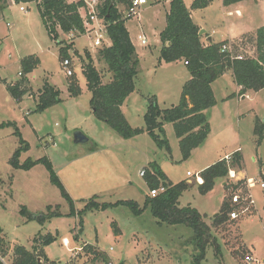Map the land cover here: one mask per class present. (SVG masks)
<instances>
[{
    "label": "rangeland",
    "instance_id": "rangeland-1",
    "mask_svg": "<svg viewBox=\"0 0 264 264\" xmlns=\"http://www.w3.org/2000/svg\"><path fill=\"white\" fill-rule=\"evenodd\" d=\"M191 1L184 0L188 8ZM146 2L140 8L144 11L127 21L135 41L138 31H142L145 21L153 13L148 9L150 0ZM20 6L25 7V12L19 11ZM117 6L125 17L128 7L120 3ZM202 11L193 18L205 32L200 36L204 46L208 43L207 35L220 42L227 37L226 28L235 29L236 16L227 20L222 18L220 0H212ZM79 14L83 21L88 20L86 3ZM244 20L251 29L261 28L264 7L254 11L248 21L246 16ZM98 23L105 26L102 19H98ZM255 32L241 36L238 41H227L231 55L254 57ZM70 34L56 27L55 34L50 37L35 2L13 5L0 14V234L8 245L0 260L10 264L15 246L30 250L36 236L52 234L57 240L45 247L44 253L50 261L59 264H105L101 258L92 260L93 256L80 248L82 245L94 247L111 264H192L195 255L191 244L192 231L183 225H158L148 208L139 217L121 206L86 212L80 218L77 213L91 198L100 203L131 200L141 208L149 188L139 172L149 161L159 164L169 181L188 183L212 161L240 149L242 160L237 179H230L229 175L218 179L212 190L204 195L194 185L182 194L180 206L195 208L204 217V222L213 227V215L219 213L221 206L225 204L227 210L231 209V195L238 192L242 197L249 196L253 205L247 213L240 214L237 220L214 226L213 235L220 253L216 255L212 247H207L202 264H264V189L260 188V184H264V140L257 146L253 134L254 121L264 116V89L256 95L249 92L239 101L231 97L228 102H219L216 107L207 109L205 116L210 133L191 151L189 158L182 161L178 141L169 124L165 134L170 147L168 155L165 150L157 148L146 133L124 140L94 118L89 104L91 94L81 70L84 49L92 50L102 84H108L112 75L97 60L98 49L91 47L93 37L77 32H72L70 37ZM101 34L103 43L100 48H103L109 41L106 34ZM145 35L151 47L145 49L148 57L139 65L134 79L136 93L125 112L132 128L144 127L148 97L154 96L161 110L168 109L170 104H178L181 87L189 77L182 63L158 67L157 60L151 56L154 50L152 37L146 32ZM72 40L73 46L67 49V58L72 64L67 69L73 71V78L66 76L61 65L64 58L59 53V49L70 46ZM31 56L39 60V65L30 74L22 75L20 62ZM25 78L29 94L16 101L7 87ZM71 80L80 88L77 97H71L68 92ZM44 84L59 92L60 102L36 112L39 90ZM77 132L86 136L88 141L74 143L73 136ZM20 140L26 147L20 144ZM19 147L26 148L19 154V164L41 159L50 164L71 198L73 208L51 183L43 163L29 170L11 165L13 154ZM229 159L228 163L232 162V156ZM238 169L236 165L231 167L235 172ZM187 172L192 177H187ZM48 208L60 216L40 224L20 214L22 209L32 214H46ZM114 227L120 231L118 236L114 234ZM63 239L67 240V246L63 245ZM246 256H250L251 262L244 261Z\"/></svg>",
    "mask_w": 264,
    "mask_h": 264
},
{
    "label": "trees",
    "instance_id": "trees-1",
    "mask_svg": "<svg viewBox=\"0 0 264 264\" xmlns=\"http://www.w3.org/2000/svg\"><path fill=\"white\" fill-rule=\"evenodd\" d=\"M8 1L0 0V14L7 7ZM11 1L16 5L35 2L43 25L50 37L55 34L56 27L63 33L77 32L78 35H84L83 21L79 14V10L85 7L82 0L74 3H67L65 0ZM97 1L96 15L105 22L106 37L110 41V45L100 48L97 55L98 60L106 65L112 78L108 84H102L101 75L95 68L93 59L87 50L83 52L84 56L81 58V70L86 80L87 89L91 94L89 104L94 118L106 124L122 139L128 140L146 133L157 148L165 150L169 155L170 147L165 136L164 125L171 124L178 140L181 160L185 161L189 158L191 151L201 145L210 133V125L206 120L205 111L216 105L211 89L213 82L230 71L235 84L239 87V95H244L247 91L258 92L264 89V27L257 29L254 40L251 39L254 42L255 56L238 59V56H232L229 52L222 51V47L227 45V41L212 42L204 46L201 43V37L198 36L200 29L193 23L190 11L186 8L183 0H171L169 11L165 16V27L159 34L161 47L158 59L159 62L166 64L183 62L189 79L181 88L178 104L170 106L168 109L161 110L156 98L154 96L148 97L147 109L143 116L144 127L132 128L122 114L121 106L134 91V79L139 71V60L125 28V21L129 18L122 16L117 6L120 3L128 7L130 0ZM211 1L193 0L190 10L206 9ZM243 1L247 0H222V5L229 7ZM71 46L72 43L68 47L64 46L59 49L61 58L68 57L67 49ZM38 65L39 60L34 56L22 60L20 62L22 75L30 74ZM27 87L29 88L28 80L25 78L14 85H9L7 90L14 100L19 101L29 94ZM68 92L71 97L80 95L81 91L76 81L71 80L69 82ZM58 102H60L59 92L48 84H44L39 90L36 112H41ZM253 134L256 138V145L259 146L264 140V116L255 122ZM20 144L25 146L23 140H20ZM25 147H19L14 152L11 165L15 168L29 170L36 164L43 163L49 172L51 183L60 190L62 197L73 208L71 198L65 192L48 162L41 159L19 164V154L22 149H26ZM240 161V154L234 153L232 162L229 164L222 160L203 170L200 173L202 183L198 185V192L204 195L211 191L215 181L227 177L231 167L234 165L240 167ZM143 170V179L149 191L163 188V192L155 197H150L149 194L145 196L141 208L131 200L100 203L96 201V198H91L85 201L84 207L77 213L78 217L80 218L86 212L105 211L120 206L128 208L133 216L139 217L148 208L150 215L157 221L158 225H183L192 231L191 244L195 251L192 264H202L207 247H212L216 255L220 253V247L215 240L212 229L215 228L214 226H220L229 220L230 209L228 211L223 204L218 215L212 218L214 226H208L204 222V217L196 209L190 206L184 208L178 206V200L189 189V184L185 182L172 184L167 180L156 162L149 163ZM47 211L46 214H32L22 209L20 214L26 219L37 221L40 224L52 217L60 216L57 212L51 213L50 208ZM114 231L115 236L120 234L117 228ZM56 240L57 236L52 234L38 235L32 240L30 250L23 246H15L12 249L10 264H59L50 261L44 253V248ZM7 248L8 245L4 243L0 234V255L5 256ZM81 248L87 255L93 256L92 260L101 258L105 264H108L104 254H100L94 247L82 245ZM0 264H3L1 260Z\"/></svg>",
    "mask_w": 264,
    "mask_h": 264
},
{
    "label": "crops",
    "instance_id": "crops-1",
    "mask_svg": "<svg viewBox=\"0 0 264 264\" xmlns=\"http://www.w3.org/2000/svg\"><path fill=\"white\" fill-rule=\"evenodd\" d=\"M170 1L171 0H150V3H151V6H149L148 9H152L153 13L151 15L150 18H148L146 21H145V25L142 27V31H138L137 33V36H136V41L134 40V35L132 34L131 32V29L129 28V26L127 25V21H125V28L126 30L128 31V34H129V38H130V42L131 44L133 45L134 49H135V52L137 54V57H138V60H139V65L141 64V62L144 60L145 57H148V52L145 50L147 47L150 48L151 46L149 45V43L147 42V37L145 35V32L147 33V35H150V37H152V40H153V43H152V46L154 48L153 52L151 53V56L157 60V63H158V67H170L172 65H175V64H178V63H182L184 65L183 62H175V63H170V64H166L164 62H159V49L161 47V42L159 40V34L160 32L164 29L165 27V24L163 23V21H165V16L166 14L168 13L169 11V8H170ZM193 1V0H192ZM191 1V3H192ZM184 2V0H183ZM147 3V2H146ZM220 3H221V13H222V18H224L225 20L229 19V18H232L234 17V15L236 16V19H235V23L236 25L235 26V29L233 28H226V39L223 40V41H231V42H234V41H238L240 40V37L243 36V35H247V34H252L254 33L257 29H251L252 27H250L251 25L249 23H245L246 21L244 20V17L246 16L247 17V21L248 19L251 18V15L254 11H258V8H261V7H264V1H261V0H247V1H243L241 3H238V4H235V5H231L229 7H223L222 5V0H220ZM185 4V2H184ZM211 4V3H210ZM13 5H16L13 3V1L9 0L7 2V7L6 8H9ZM186 6V5H185ZM191 6V4H190ZM210 6V5H209ZM208 6V7H209ZM250 6V7H249ZM207 7V8H208ZM5 8V9H6ZM186 8L190 11V16H191V19L193 21V23L199 27V29H201V25H199L197 22L194 21V18L193 16L196 14V13H202L203 11L202 10H196V11H192L190 10V8H188L186 6ZM118 9H119V6H118ZM81 10V9H80ZM79 10V11H80ZM205 10V9H204ZM142 11L144 10H141L140 9V13H142ZM163 11V13H161ZM138 16V15H137ZM136 16V17H137ZM157 21H159V24H157ZM248 26V27H247ZM261 27H264V25H262ZM153 28H157V29H154L152 30ZM207 35V33H206ZM138 37H142V39H144L145 43L142 44V40H139ZM207 38L206 39V42L208 43H218L219 41H214L213 38L209 37L208 35L206 36ZM108 39V38H107ZM208 39H210V41H208ZM109 41V40H108ZM223 41H220V42H223ZM207 43V44H208ZM72 44H73V40H72ZM110 45V41L108 44H106V46H109ZM73 46V45H72ZM91 47H94L93 44H91ZM96 48V47H95ZM97 49L99 50L100 47H97ZM84 50H87V49H84ZM98 50L96 52H98ZM91 57H92V50L89 51L87 50ZM77 53V51H74ZM84 52V51H83ZM96 58L98 60V55L96 53ZM93 61H94V58L92 57ZM100 61V60H98ZM105 67L106 65L100 61ZM185 67V66H184ZM188 73V72H187ZM189 75V74H188ZM137 77V76H136ZM135 77V78H136ZM189 79V77H188ZM187 79V80H188ZM183 86V85H182ZM182 88V87H181ZM211 89H212V92H213V95H214V98L216 100V105L214 107H216L219 102H222V103H226L230 100L231 97H234L237 101L243 99L244 97H246V94L249 93V92H252L254 95L256 94H259L260 92H262L261 90L258 91V92H253V91H247L244 95H239L238 92H239V87L235 84L234 82V79H233V76H232V73L230 71H228L227 73H225L223 76H221L219 79H217L215 82H213L211 84ZM181 92V90H180ZM136 93V88H134V91L133 93H131L127 99L124 101L123 105L121 106V112L122 114L124 115V117L126 118V120H128V117H126V110H128V107H129V101L131 100L132 96ZM174 104H170V106H173ZM213 108V107H212ZM208 111V110H207ZM206 112V111H205ZM239 116V115H238ZM263 118V117H262ZM261 118V119H262ZM261 119H256L254 121V124L257 120H261ZM167 125H164V131H165V134L167 133ZM171 125V124H169ZM172 126V125H171ZM143 128V127H142ZM173 128V127H172ZM253 129H254V125H253ZM138 137V136H137ZM178 141V140H177ZM196 149V148H195ZM234 153H239L240 154V149H237V152H234ZM234 153H232L231 155H225L224 158H220L218 161H222V160H225L227 162V164H229V157H231ZM241 156V154H240ZM241 160H242V156H241ZM216 161V162H218ZM216 162H213L210 163L209 165H206V167H204L205 169L212 166L213 164H215ZM149 163H151L149 161ZM147 163V165L149 164ZM159 165V164H158ZM160 167V166H159ZM144 169L146 167H143ZM161 169V168H160ZM203 169V170H205ZM241 169V166L239 167L238 171H233L235 172V177L237 179V172H239ZM202 170V171H203ZM200 171L198 175H195L194 176V180H188V183L190 185L189 189L192 188L194 185L197 186V189H198V185H200L202 183V179L200 178V173L202 172ZM230 171L231 168H230ZM188 173V172H187ZM187 173H186V176H187ZM165 175V174H164ZM188 177V176H187ZM192 177V175L190 176ZM196 178H198L201 183H197L196 182ZM168 180V179H167ZM169 181V180H168ZM171 182V181H169ZM180 182H184V181H180ZM172 184H177V183H173L171 182ZM224 187H226L225 183L223 184ZM188 189V190H189ZM187 191V190H186ZM185 191V192H186ZM182 196V195H181ZM180 199L181 197L179 198L178 200V206L180 208H184V207H181L180 206ZM188 207V206H186ZM195 209V208H194ZM215 215V214H214ZM213 215V216H214ZM65 243H67L68 245V242L66 239H63ZM81 248V247H80Z\"/></svg>",
    "mask_w": 264,
    "mask_h": 264
},
{
    "label": "built area",
    "instance_id": "built-area-1",
    "mask_svg": "<svg viewBox=\"0 0 264 264\" xmlns=\"http://www.w3.org/2000/svg\"><path fill=\"white\" fill-rule=\"evenodd\" d=\"M79 1V0H78ZM84 2V4L86 3L87 9H88V20H84L83 21V28H84V36L86 35L88 38L93 37V46L94 47H101L102 43H103V35L101 34L102 32L104 34H106V27L104 25H100L98 23V17L96 15L95 12V7L98 4L97 0H82ZM74 3V2H72ZM146 4V0H130V5L128 6L127 9V14L125 17L127 18H131V17H136L140 11L141 6ZM83 9V8H82ZM25 7L20 6L19 7V11L20 12H25ZM70 37H72V32L69 35ZM139 40H142V44L145 43L144 39H142V37H138ZM222 51L223 52H229L231 54V48L227 47V46H223L222 47ZM240 59V57H237ZM72 64L71 60L68 58H65L62 60L61 65L62 67L65 69L66 72V76L67 77H71L73 76V71L71 69H67L68 67H70ZM20 75V74H19ZM139 175L141 177L144 176V170H141L139 172ZM228 175L230 177V179H235V174L233 171H228ZM187 176L190 177L191 174L188 172ZM196 182L197 183H201V181L196 178ZM260 188L264 189V184H260ZM164 189L163 188H159L156 190H150L149 191V196L150 197H155L156 195H158L159 193L163 192ZM229 204L232 206L229 213H228V219L230 221H234L237 220V218L239 217L240 214H244L247 213L250 209L251 206L253 205V201L250 199L249 196H241L240 194H238V192H236L235 194L231 195L230 200H229ZM64 246H67V243L63 242ZM245 262H251V258L250 256H246L244 258ZM1 262L4 264V262L1 260ZM108 264H111L110 262H108Z\"/></svg>",
    "mask_w": 264,
    "mask_h": 264
},
{
    "label": "water",
    "instance_id": "water-1",
    "mask_svg": "<svg viewBox=\"0 0 264 264\" xmlns=\"http://www.w3.org/2000/svg\"><path fill=\"white\" fill-rule=\"evenodd\" d=\"M48 0H44V2H47ZM205 32L203 30H200L198 33V36H201L202 34H204ZM208 41H210V39H208ZM73 141L74 143H86L88 141V138L86 136H84L82 133L77 132L74 134L73 136ZM218 214H215L213 216V218H215ZM38 262H40V260L38 259Z\"/></svg>",
    "mask_w": 264,
    "mask_h": 264
}]
</instances>
